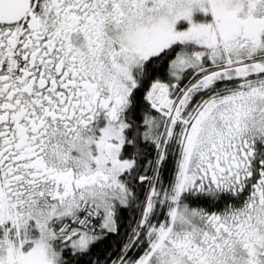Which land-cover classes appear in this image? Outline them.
<instances>
[{
  "label": "snow or ice",
  "instance_id": "obj_1",
  "mask_svg": "<svg viewBox=\"0 0 264 264\" xmlns=\"http://www.w3.org/2000/svg\"><path fill=\"white\" fill-rule=\"evenodd\" d=\"M0 264H264V0H0Z\"/></svg>",
  "mask_w": 264,
  "mask_h": 264
}]
</instances>
